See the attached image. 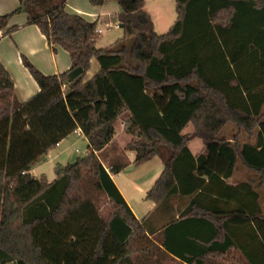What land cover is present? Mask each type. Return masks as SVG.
Listing matches in <instances>:
<instances>
[{
  "label": "trees",
  "instance_id": "1",
  "mask_svg": "<svg viewBox=\"0 0 264 264\" xmlns=\"http://www.w3.org/2000/svg\"><path fill=\"white\" fill-rule=\"evenodd\" d=\"M116 1L125 36L98 48V22L68 12L67 0H19L16 12L67 50L72 66L46 75L23 57L40 91L20 102L0 62V264H153L155 210L138 219L111 176L122 167L108 171L97 154L126 111L127 132L139 137L127 145L135 165L159 156L165 166L147 198L157 209L176 194L193 196L163 226L159 248L185 264L233 248L264 264L256 189L264 186V0H176V22L163 34L145 0ZM10 17L0 16V36L16 28H7ZM93 58L99 70L85 79ZM76 67L84 72L70 81ZM228 123L255 142L220 138ZM189 124L194 132L184 134ZM79 128L87 154L52 181L35 177L34 163ZM195 136L207 155L191 152ZM239 160L259 179L229 184ZM95 195L107 199V213Z\"/></svg>",
  "mask_w": 264,
  "mask_h": 264
},
{
  "label": "crops",
  "instance_id": "2",
  "mask_svg": "<svg viewBox=\"0 0 264 264\" xmlns=\"http://www.w3.org/2000/svg\"><path fill=\"white\" fill-rule=\"evenodd\" d=\"M76 2L78 4L76 3V5H71L69 3V0H67L66 9L68 7H70V9L72 10V12H70V13L79 14V15L85 17L87 20L92 21V22L93 21L98 22L100 20L101 16L98 15V13L94 11V8L99 7V6L102 7L105 3L103 5H93L92 7H90L89 4L87 3V0H76ZM19 6H20L19 0H0V16L11 14V17L8 21L7 28L16 27L9 34L4 35L3 34L4 31L1 32V36H0V62L7 69V71L9 72V74L13 80L14 95L16 96V98L20 102H26L40 91V87H39L38 83L36 82V80L34 79V77L32 76L29 69L25 66L24 61H23V57H26L32 64H34L39 70H41L46 75H55V74H60V73H63L65 71H68L72 66V61H71L70 53L67 50H65L64 48H62L59 45L50 44L48 42L47 37L42 33V31L38 25L28 23V16L24 11H21V12H24L22 15H20V16L17 15L18 13H20V11L18 13L16 12V10L19 8ZM144 9H145V11L150 13L152 20L154 22V29L159 34H162L161 32L166 33L165 31L167 29L169 30L172 27V25L176 22V19L178 16L177 13H174L171 9L165 10V12H161L160 10H158V12L156 11L158 16L160 17L159 18V20H160V32H158L157 23H156V20H157L156 15L157 14H156V12H152L148 9L147 0H145ZM122 116L125 117V120H123L121 118ZM129 117H130V113L126 111L118 118V120L115 123L114 137L102 150L97 152V154L99 155L100 158H101L100 155L104 154L106 156L107 160H110L109 166H106L105 164H103V165H105L107 170L112 169V167H122L120 172L111 173V176H112L114 182L116 183V185L118 186V188L120 189L121 193L125 197L127 203L131 207L135 216L141 220L143 218H140V216L135 213V208L132 204L133 202H136L134 193H133L132 189L130 190V188L133 187V184L129 185V183H126L125 181H123L122 182L123 186H122L116 180V176H120L128 167H130L131 165H135L134 161L136 158V152L132 151V150H126L127 145L131 141V138H132V135L130 133H127L126 124H125L126 123L125 121H127V119ZM189 125H191V124H189ZM73 133H75L77 136L85 137L87 143H89L88 139L86 138V136L83 133L78 134L76 131ZM183 133L187 134V133H185V129L183 130ZM189 133H191V131L188 132V134ZM120 134L121 135L125 134V135L129 136L128 140H127V142H125V144H120L117 141V137ZM237 136L239 137V130L232 137L228 138L225 136V137H221V138L226 139V140H230V141H234V139ZM67 138L62 140L56 147L62 146V144L65 142V140ZM196 140H199L200 143H199V145H196L194 147V146H192V143L195 142ZM254 142H255V140H254ZM254 142H252V143H254ZM245 143H247V142H245ZM69 147L70 146H67L64 150H62L60 152V154L66 152L65 150L69 149ZM189 148H190L191 152L196 156L199 154H205V155L208 154V151H207L202 139L198 136H195L190 140ZM121 150L126 151L127 161L125 163H122V164H116V163L112 162L110 156L113 153L120 152ZM87 151H88V146H87ZM47 156H48V154L40 157L32 166L31 173L35 177L40 178L37 175V173L40 172V169L43 166V162L45 161ZM153 160H156V163L153 167L154 168L153 172H152V174L148 175L147 182H146L147 184L144 188H142V191H144L145 193H148V191L152 188V186L155 184V182L161 176V174L165 168L163 160L159 156L154 157L149 162H152ZM246 169L250 170L243 165L241 160H239L237 165H236L235 172H234L233 176L226 179V181L229 184L236 185V184H239V183L244 182V181L253 180L252 178L246 179V180H237L238 172L240 170H246ZM57 176H58V171H55V174L51 178H49V179L47 178V179L49 181H52L55 178H57ZM150 186H151V188L149 189ZM256 189L258 190L259 188H256ZM192 197L193 196L182 195L181 193L176 194L171 198V200H170L171 203L169 202V204H167L165 207L163 206L161 209L166 208L167 210L171 211V214H174L176 211L177 214H176L175 219H177V218H179L181 212L187 207V205L191 201ZM178 199H181L183 201L180 208L176 204H175L176 205V207H175V205H173V202H172V201H176ZM154 210H156V203H155V206L150 210V212L154 211ZM147 215L148 214H146L144 217H146ZM162 229H163V227L160 229V231H162ZM232 252H234L233 253L234 256H233V259L231 258L230 261L233 264H235V263H237V256H236L237 252H238V254H240V256H242L241 252L235 248L231 249L227 253H217V252L216 253H210L208 256H206V261L208 264H215L214 262H212V258L222 257V258H224L223 260L225 262L226 257L229 254L232 255ZM170 256L172 258L176 259L177 261L181 262L182 264L186 263L182 259H180V258H178L172 254ZM240 259H241V257H240ZM223 264H225V263H223Z\"/></svg>",
  "mask_w": 264,
  "mask_h": 264
},
{
  "label": "rangeland",
  "instance_id": "3",
  "mask_svg": "<svg viewBox=\"0 0 264 264\" xmlns=\"http://www.w3.org/2000/svg\"><path fill=\"white\" fill-rule=\"evenodd\" d=\"M148 2V9L152 12H158L160 10L161 12H165V10L171 9L174 13H177L176 11V0H147ZM69 3L71 5H76V0H69ZM87 3L90 7L93 6V4L90 2V0H87ZM78 4V3H77ZM68 12H72L70 7L66 9ZM120 10V6L116 0H106L105 4L101 7L94 8V11L98 13V15L101 16L100 20L98 21V28H102L103 32L99 34L98 32V38L96 41V46L98 48H109L112 45H114L119 39L124 38L125 32L124 29L120 26V21L118 19V11ZM156 12V14H157ZM18 13V12H17ZM24 12L18 13L17 15H22ZM156 23H157V30L160 32V20L158 14L156 15ZM168 30V29H167ZM167 30L165 32H167ZM163 34V32H161ZM99 62L96 58H93L91 61V66L88 72L86 73L85 79H89L92 76H94L97 71L99 70ZM123 120H125V117H121ZM118 120V119H117ZM126 122V121H125ZM116 123V122H115ZM126 124V123H125ZM223 131L220 132L219 137H232L235 135L239 130V141L240 143H252L254 142V139H251L249 134L245 130L239 129V127L234 123H228L225 125V127L222 129ZM193 133L194 132V126L191 124L188 127L185 128V133L188 134V132ZM128 133V132H127ZM129 135V134H128ZM127 135L120 134L117 137V141L120 144H125L128 140ZM139 137L136 135H132V140H138ZM130 141V142H131ZM203 141V140H202ZM200 141L196 140L192 143V146L199 145ZM204 143V142H203ZM189 145V144H188ZM67 146H70L69 149H66L64 153L60 154L62 150H64ZM87 146L88 143L83 136H77L75 133H72L69 135V137L65 140V142L60 147H53L49 153L45 161L43 162V166L40 169V172L37 173V175L45 178H51L55 171H58L59 168L66 166L67 164H70V161L73 157V155L77 156H84L87 154ZM127 150V149H126ZM101 162L105 164L106 166H109V161L107 160L106 156L104 154L100 155ZM111 161L116 164H122L127 161L126 159V151L121 150L120 152L113 153L111 156ZM77 159V158H76ZM156 163V160H153L152 162H145L140 165H131L128 167L120 176H116V180L122 185V182L125 181L126 183H129V185L133 184L132 189L136 202H133V206L135 208V213L140 216V218H144L146 214L150 212V210L155 206V202L151 199L147 198V193L142 191V188L146 186L148 175L152 174L153 167ZM62 164V165H61ZM104 165V166H105ZM111 169H108L110 171ZM259 179V176L253 171V170H240L238 172L237 180H246V179ZM123 186V185H122ZM151 186L149 187V189ZM259 193H260V204L263 209L264 213V186L259 187ZM95 197L98 199V202L100 203L101 209L103 213H107V211L110 209V204L107 202V199L95 195ZM100 197V198H99ZM173 205H178L179 208L182 205L183 201L181 199H178L176 201H172ZM171 203V202H170ZM175 205V207H176ZM162 208V207H161ZM157 208L153 215L151 216L150 220L148 221V226H151L155 229V232L149 234L150 240L154 242V253L151 257V263L153 264H182L181 262L177 261L176 259L172 258L169 254L165 253L162 249H160V242L162 239V231L160 229L167 224L168 222L172 221L176 217V211L174 214H171L170 210ZM150 246L152 244L145 243V246ZM233 253L232 255L229 254L226 257V261L224 262V258H212V262L215 264H233L230 260L233 259ZM138 253L134 252L133 256H137ZM237 263L235 264H248L245 259L240 256L237 252ZM241 257V259H240ZM240 259V260H239Z\"/></svg>",
  "mask_w": 264,
  "mask_h": 264
},
{
  "label": "water",
  "instance_id": "4",
  "mask_svg": "<svg viewBox=\"0 0 264 264\" xmlns=\"http://www.w3.org/2000/svg\"><path fill=\"white\" fill-rule=\"evenodd\" d=\"M84 72L83 67H76L75 69H73L70 73H69V80L73 81L75 80L77 77H79L80 75H82ZM76 155H73L70 164L73 166L76 164Z\"/></svg>",
  "mask_w": 264,
  "mask_h": 264
},
{
  "label": "built area",
  "instance_id": "5",
  "mask_svg": "<svg viewBox=\"0 0 264 264\" xmlns=\"http://www.w3.org/2000/svg\"><path fill=\"white\" fill-rule=\"evenodd\" d=\"M97 32H98L99 34H101V33L103 32V29H102V28H98V29H97ZM76 132H77L78 134H82V133H83L82 130H81L80 128L77 129Z\"/></svg>",
  "mask_w": 264,
  "mask_h": 264
}]
</instances>
